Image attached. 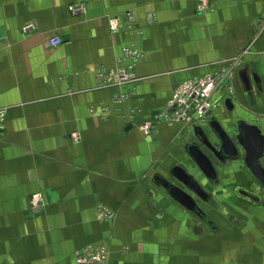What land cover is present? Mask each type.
<instances>
[{
    "label": "crops",
    "instance_id": "obj_1",
    "mask_svg": "<svg viewBox=\"0 0 264 264\" xmlns=\"http://www.w3.org/2000/svg\"><path fill=\"white\" fill-rule=\"evenodd\" d=\"M197 5L0 0V264H80L87 245L104 246L106 264H264V188L245 167L200 203L214 232L155 179L179 165L204 183L184 157L189 125L160 118L186 79L229 64L211 116L264 129V0ZM52 36L62 44L49 47ZM124 47L141 56L134 79L101 84L99 72L126 68ZM243 72L259 84L247 90Z\"/></svg>",
    "mask_w": 264,
    "mask_h": 264
},
{
    "label": "water",
    "instance_id": "obj_2",
    "mask_svg": "<svg viewBox=\"0 0 264 264\" xmlns=\"http://www.w3.org/2000/svg\"><path fill=\"white\" fill-rule=\"evenodd\" d=\"M241 78L247 90H250L251 80L259 84V77L255 74L250 79L243 72ZM225 105L230 111L233 109L229 97L225 98ZM188 125V133L183 137L191 141L183 146L184 157L204 183L179 165L172 167L168 178L156 176L155 179L176 203L214 232L216 224L202 210L200 203L209 201L212 187L218 184L219 179L224 180L228 170L243 166L264 188V129L244 119L229 120L223 126L211 116V112L205 115L202 122Z\"/></svg>",
    "mask_w": 264,
    "mask_h": 264
},
{
    "label": "built area",
    "instance_id": "obj_3",
    "mask_svg": "<svg viewBox=\"0 0 264 264\" xmlns=\"http://www.w3.org/2000/svg\"><path fill=\"white\" fill-rule=\"evenodd\" d=\"M209 0H198L197 8L201 12H205L209 9ZM83 9L82 5H71L69 10L71 12H78ZM119 27L118 20L111 18L109 21V29L116 31ZM62 44V39L59 36H52L48 39V46L56 48ZM122 60L126 61V68H115L111 70H103L99 72L98 76L101 79V84L111 85L115 82H125L134 79L133 68L141 56L136 50L128 47H124ZM223 74L226 73L216 72L205 74L199 77L186 79L180 82L172 91L170 98L168 99L165 110L161 114L160 118L165 119L166 122L181 121L184 124H190L192 122H202L205 115L212 111L215 103L212 101L214 91L222 85ZM174 118V119H173ZM4 119V111L0 109V130ZM159 120V119H155ZM150 124L145 123L140 126V129L144 134L149 131ZM42 201L40 193H34L30 197V203L33 206H39ZM101 215L108 216L106 212ZM90 251L86 254L89 255ZM104 251L97 257L86 259L87 262L97 264L103 262Z\"/></svg>",
    "mask_w": 264,
    "mask_h": 264
},
{
    "label": "rangeland",
    "instance_id": "obj_4",
    "mask_svg": "<svg viewBox=\"0 0 264 264\" xmlns=\"http://www.w3.org/2000/svg\"><path fill=\"white\" fill-rule=\"evenodd\" d=\"M209 9H210V7H209ZM209 9H207V10H209ZM206 10V11H207ZM151 18H152V15L150 16ZM129 48V47H128ZM229 64H225L222 68H221V70L219 71V72H221V73H226V76H224L223 74H221V76H223L224 78H223V82H222V85L220 86V87H226V88H228V89H230L229 88V78H230V74H229ZM220 87L219 88H217L214 92L216 93L217 92V90L218 89H220ZM213 101V100H212ZM168 102V101H167ZM166 105H167V103H166ZM166 105H165V107H166ZM165 107H164V110H165ZM0 109H2L3 111H4V119H3V123H2V126H1V129L2 128H4V125H5V117H6V109L5 108H0ZM174 119V118H173ZM155 121V119L154 120H152L151 122H154ZM161 121H163V122H166V120L165 119H161ZM173 122H175V121H173ZM178 123H182L181 121H177ZM1 131V130H0ZM37 193H39V192H37ZM41 194V193H40ZM33 195V194H32ZM42 196V195H41ZM42 204H43V199H42V201H41V203H40V205L39 206H33L31 203H30V206H31V208L32 209H38L40 206H42ZM100 217H102V218H105L106 216L105 215H100ZM247 223H248V221H247ZM89 250H91L90 251V254L89 255H87L86 254V252L87 251H89ZM102 251H104V258H103V262L101 261L100 263H97V264H106V260H107V250H106V248L104 247V246H102V245H87L86 247H84L82 250H81V252H80V254L78 255V257H77V261L80 263V264H93V263H89V262H87L86 261V259L88 258V259H91L92 257H97V256H100L101 254H102Z\"/></svg>",
    "mask_w": 264,
    "mask_h": 264
}]
</instances>
